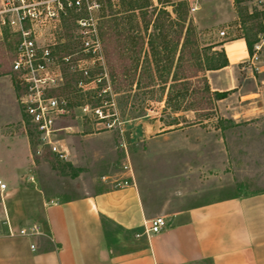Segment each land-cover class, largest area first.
I'll return each mask as SVG.
<instances>
[{
  "label": "rangeland",
  "instance_id": "374dc122",
  "mask_svg": "<svg viewBox=\"0 0 264 264\" xmlns=\"http://www.w3.org/2000/svg\"><path fill=\"white\" fill-rule=\"evenodd\" d=\"M102 3L99 26L112 92L98 97L105 83L97 80L103 73L101 68L93 71L95 81L85 88L78 87L80 76L69 69L68 83L59 93L69 101L70 113L58 123L72 127L58 134L69 155L60 159L44 148L34 157L30 178L34 185L26 190L29 207L35 205V195L41 196L39 190L46 196L66 199L107 187L123 177L126 163H131L137 174L155 178L158 193H185L196 204L236 193L264 191V116L235 120L219 112L220 99L204 101L200 93L204 92L202 77L183 79L195 73L191 56L194 40L205 50L203 55H212L210 44L262 31V16L252 18L249 12L251 0H200L193 14L182 3L177 9L185 10L186 19L181 22L179 13L168 18L163 14H168L166 11L150 4L130 10L131 5H147L145 0H125L120 8L104 0ZM75 17L72 14L66 20L69 39L59 53L79 50V41L72 37ZM164 20L167 24L180 22L183 29L175 24L163 31L159 24ZM189 24L195 35L189 32ZM222 30L228 34L221 36ZM8 38L0 41V76L12 74L17 89V78L11 70L16 42ZM182 47V58L177 61ZM244 54L231 61L240 60ZM186 88L189 92L180 95L187 92ZM194 89L199 92L194 94ZM101 103L114 114L112 130L104 129L97 118L82 110L84 104ZM179 105L182 111L194 112L176 117L173 112ZM174 122L182 126L205 123L189 133L168 135L159 144L146 146V138L171 128ZM24 123L34 155L38 142L25 114Z\"/></svg>",
  "mask_w": 264,
  "mask_h": 264
},
{
  "label": "crops",
  "instance_id": "0c3cea01",
  "mask_svg": "<svg viewBox=\"0 0 264 264\" xmlns=\"http://www.w3.org/2000/svg\"><path fill=\"white\" fill-rule=\"evenodd\" d=\"M236 45L246 54L231 61L227 50ZM222 49L229 64L206 71L212 91L226 93L219 112L235 120L264 116V70L246 62L245 38L213 48ZM204 123L174 122L144 143L156 145ZM35 163L12 74L0 76V181L6 184L0 188V264H264V191L196 204L185 193H158L155 178L134 171L135 185L108 184L66 199L39 190L29 207ZM158 216L167 227L146 233L145 224ZM34 224L38 234H8V226L18 232Z\"/></svg>",
  "mask_w": 264,
  "mask_h": 264
},
{
  "label": "built area",
  "instance_id": "2783aa9c",
  "mask_svg": "<svg viewBox=\"0 0 264 264\" xmlns=\"http://www.w3.org/2000/svg\"><path fill=\"white\" fill-rule=\"evenodd\" d=\"M114 8H120L125 0H104ZM103 0H0V41L15 39L14 59L11 63L22 92L19 102L30 126L37 138V150L33 158L40 156L44 148H48L60 159H67L69 150L63 146L58 134L70 131L71 126H58V123L70 113V104L65 96L59 93L66 86L68 71L72 69L80 76L78 87L85 88L93 79V71L101 68V78L104 87L98 93L112 92L108 83L107 60L99 26V13L103 8ZM151 8L166 11L175 17L180 4L188 5L189 14L198 11L200 0H148ZM253 3L249 12L262 14V31L253 44L252 51L246 62L257 72L264 70V0H251ZM76 15L75 28L72 37L79 41V50L74 53H59V49L67 44L69 35L66 33V20L70 15ZM226 30L220 32L226 36ZM110 81V80H109ZM102 102V101H101ZM103 103L90 106L84 104L82 110L91 113L103 124L104 129L112 130L115 121L114 114L104 109ZM33 179V176L30 177ZM104 176L103 180L107 181ZM113 186L118 188L135 185L134 170L131 163L124 165L122 178L113 180ZM0 188L6 184L0 181ZM54 203V201H51ZM168 222L163 216L151 219L145 224V232L158 233L167 227ZM39 226L21 228L15 232L8 226V234L31 235L38 234ZM1 235V232H0ZM137 236H139L137 234ZM33 249L36 246L32 245Z\"/></svg>",
  "mask_w": 264,
  "mask_h": 264
},
{
  "label": "trees",
  "instance_id": "16d2710c",
  "mask_svg": "<svg viewBox=\"0 0 264 264\" xmlns=\"http://www.w3.org/2000/svg\"><path fill=\"white\" fill-rule=\"evenodd\" d=\"M147 5H144L142 3H139L138 6L136 5H131V9L130 10H135V9H143L144 7H148L149 6V2L148 0H145ZM237 3H240L241 0H236ZM133 4V3H132ZM180 6V5H179ZM184 9L183 8H179L177 9V13H179V21L181 22L182 20L185 21L186 17H184ZM164 16H168V18L171 16L169 14H166V13H163ZM262 14L255 11L254 13H252L251 17L252 18H259L261 17ZM178 22V23H174V22H170V24H167V22L164 20L163 22H161L159 24V26L161 28H163V31H165V29L167 27H171L175 24L177 25H180V27L183 29V25ZM189 32L193 33L194 34V30H193V26L192 24H189V28H188ZM257 36H258V32L254 33V34H245L244 35V38L246 39V42H247V45H248V48H249V51L251 52L252 51V48H253V44L255 43V41L257 40ZM103 41V40H102ZM103 45H104V42H103ZM219 44H210L208 47H210L211 50H213V48L215 46H218ZM192 50H191V56H192V59L194 61V65H195V73L191 76H188V77H185L183 78L185 81H188L186 79H190V78H203V83H204V88L202 89V91L204 92H200L201 94H204V101L207 102V101H211L212 99H222L224 98V94H220L219 92L217 91H212L211 89V86L209 84V81H208V78L206 76V71L207 70H215V69H220V68H223L225 66H227L229 64V59L226 55V52L224 49L222 50H214V53L212 55H209L208 53L203 55L202 52H204L201 48H200V45H199V42L197 40H194L193 42V45H192ZM184 47V45H183ZM182 47L181 49V53H180V56L178 58V60H181L182 58V55H183V50L184 48ZM104 51H105V48H104ZM105 57H106V60H107V56L105 54ZM202 73V74H201ZM15 78H17L15 76ZM175 81H179L178 79L175 80ZM183 81V80H182ZM68 83V79H67V82H66V85ZM187 85V84H186ZM187 89V92L185 94H183L181 92L180 95H186L189 91H188V88ZM17 91L18 93H21L22 91V88L21 86L19 85V82L17 80ZM194 91V94L198 93L199 91L197 90H193ZM179 95V96H180ZM170 100H172V97H169ZM211 103V102H210ZM175 112L177 111H180L182 110L181 108V105H179L177 108H175ZM190 109V108H189ZM212 108L208 109V110H211Z\"/></svg>",
  "mask_w": 264,
  "mask_h": 264
},
{
  "label": "bare ground",
  "instance_id": "6f19581e",
  "mask_svg": "<svg viewBox=\"0 0 264 264\" xmlns=\"http://www.w3.org/2000/svg\"><path fill=\"white\" fill-rule=\"evenodd\" d=\"M228 57L231 60H235L239 55L243 54V48L239 45L229 47L227 50Z\"/></svg>",
  "mask_w": 264,
  "mask_h": 264
}]
</instances>
